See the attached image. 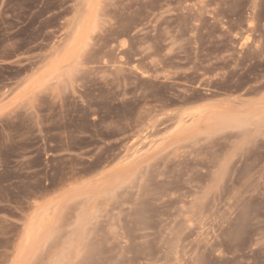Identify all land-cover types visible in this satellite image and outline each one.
Segmentation results:
<instances>
[{
	"label": "rangeland",
	"instance_id": "1",
	"mask_svg": "<svg viewBox=\"0 0 264 264\" xmlns=\"http://www.w3.org/2000/svg\"><path fill=\"white\" fill-rule=\"evenodd\" d=\"M0 264H264V0H0Z\"/></svg>",
	"mask_w": 264,
	"mask_h": 264
}]
</instances>
